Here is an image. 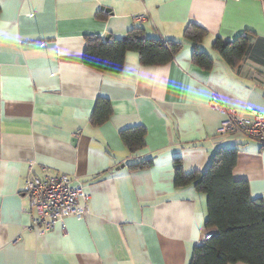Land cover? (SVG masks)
Returning a JSON list of instances; mask_svg holds the SVG:
<instances>
[{"label": "crops", "instance_id": "crops-1", "mask_svg": "<svg viewBox=\"0 0 264 264\" xmlns=\"http://www.w3.org/2000/svg\"><path fill=\"white\" fill-rule=\"evenodd\" d=\"M188 24L205 32L197 48L213 60L208 69L192 62ZM133 29L181 50L156 66L127 51L118 72L83 63L87 36ZM239 35L249 54L231 66L211 43ZM212 98L264 114V0H0V264H189L217 229L205 226V194L174 186L175 160L203 172L217 149L235 148L233 178L264 200V145L217 136L224 116ZM101 99L110 114L94 124ZM135 125L145 128L144 147L129 153L119 131ZM146 159L148 168L127 167ZM56 174L79 181L88 211L66 217V233H40L29 227L24 181Z\"/></svg>", "mask_w": 264, "mask_h": 264}, {"label": "trees", "instance_id": "trees-1", "mask_svg": "<svg viewBox=\"0 0 264 264\" xmlns=\"http://www.w3.org/2000/svg\"><path fill=\"white\" fill-rule=\"evenodd\" d=\"M205 36L204 30L188 24L183 37L193 44L192 62L208 69L212 59L197 48ZM247 35L231 40L215 38L212 49L228 65H236L249 54ZM83 63L101 72H118L127 51L138 53L143 65H162L181 50L179 41H161L147 38L140 29H133L125 37L105 40L100 36L85 38ZM110 114L107 100H98L91 122L100 124ZM145 128L135 125L119 131V137L129 153L144 147ZM235 148L217 149L203 171L184 172L179 160L173 165L175 187L191 185L205 194L207 216L206 227H215L216 233L209 235L194 246L189 264H264V200L250 198L245 180L234 179L232 170L236 161ZM151 159L139 160L127 165L130 170L148 168Z\"/></svg>", "mask_w": 264, "mask_h": 264}, {"label": "built area", "instance_id": "built-area-1", "mask_svg": "<svg viewBox=\"0 0 264 264\" xmlns=\"http://www.w3.org/2000/svg\"><path fill=\"white\" fill-rule=\"evenodd\" d=\"M144 15H136V21H142ZM211 109L221 113L224 118L216 128V135L241 134L245 137L258 141L264 145V114L256 110H247L246 113H237L225 107L217 98L209 102ZM29 170L31 167V162ZM24 188H29L32 194H25L27 197L34 218L30 228L43 233L57 223L63 222L68 216L81 218L88 211L87 202L89 195L83 192L81 184L75 178L71 179L66 174L45 176L42 179H30L26 177ZM49 198H46V195ZM61 229V228H60ZM66 233V229H61Z\"/></svg>", "mask_w": 264, "mask_h": 264}, {"label": "bare ground", "instance_id": "bare-ground-1", "mask_svg": "<svg viewBox=\"0 0 264 264\" xmlns=\"http://www.w3.org/2000/svg\"><path fill=\"white\" fill-rule=\"evenodd\" d=\"M29 166V165H28ZM28 178H30V179H35V176H29ZM37 178V177H36ZM23 192H25V194H32V192H31V190L29 189V188H27V189H25V188H23ZM46 198L48 199L49 198V195L47 194L46 195ZM56 225H58L61 229H67L66 228V225H65V223H63V222H59V223H57ZM67 231V230H66ZM205 238H207V237H205Z\"/></svg>", "mask_w": 264, "mask_h": 264}, {"label": "water", "instance_id": "water-1", "mask_svg": "<svg viewBox=\"0 0 264 264\" xmlns=\"http://www.w3.org/2000/svg\"><path fill=\"white\" fill-rule=\"evenodd\" d=\"M104 39H105V40H108V39H109V35H106V36L104 37Z\"/></svg>", "mask_w": 264, "mask_h": 264}]
</instances>
